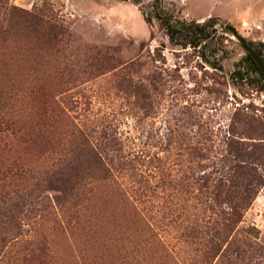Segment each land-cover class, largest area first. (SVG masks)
Returning <instances> with one entry per match:
<instances>
[{
    "label": "rangeland",
    "instance_id": "obj_1",
    "mask_svg": "<svg viewBox=\"0 0 264 264\" xmlns=\"http://www.w3.org/2000/svg\"><path fill=\"white\" fill-rule=\"evenodd\" d=\"M153 2L0 0V264H199L181 235L199 204L180 186L225 169L230 126L246 128L238 109L264 116V94L231 79L245 50L223 29L258 43L264 16L258 27L236 16L242 0H160L216 21L212 53L171 43ZM77 131L106 142L111 171L62 201L47 179ZM237 227L248 249L233 264H264V185Z\"/></svg>",
    "mask_w": 264,
    "mask_h": 264
},
{
    "label": "trees",
    "instance_id": "obj_2",
    "mask_svg": "<svg viewBox=\"0 0 264 264\" xmlns=\"http://www.w3.org/2000/svg\"><path fill=\"white\" fill-rule=\"evenodd\" d=\"M123 1V0H120ZM154 17L171 43L182 48L193 49L211 46V52L216 53L219 48L214 45L216 41L211 36L208 27H213L216 21L210 18L204 22L185 20L166 11L160 0L152 3ZM37 25L36 17L30 16ZM33 24V22H32ZM47 28L48 40L56 37L53 24ZM225 32L231 33V26H223ZM261 59L264 65V41H246ZM221 49V48H220ZM244 49V48H243ZM244 56L234 63L231 79L241 81L264 94V74L246 50ZM199 56L210 65H217V58L200 50ZM234 122L245 125L243 131H237L230 126L228 142L226 143L227 156L225 169L218 171L216 176L203 174L202 176L187 175V184L180 189L190 195L194 193L201 218H193L182 230V237L187 243L196 244L199 264H233L235 259H242L246 254L248 243L242 240L238 244L236 234L238 224L244 212L251 205L257 193L264 185V116L243 107L233 115ZM232 127V128H231ZM249 131H253L248 133ZM79 138H75V147L71 149V157L64 159L47 179L49 185H58L60 199L70 201L79 196V190L85 177L94 178L109 176L112 163L105 151L106 142L103 140L89 141L77 131ZM261 136V137H254ZM247 138L248 140L245 141ZM259 139H262L260 141ZM123 165L129 169L133 167V160L125 158ZM136 177V172L133 173ZM139 179V178H138ZM191 188V190H190ZM247 235L249 232L245 231Z\"/></svg>",
    "mask_w": 264,
    "mask_h": 264
},
{
    "label": "crops",
    "instance_id": "obj_3",
    "mask_svg": "<svg viewBox=\"0 0 264 264\" xmlns=\"http://www.w3.org/2000/svg\"><path fill=\"white\" fill-rule=\"evenodd\" d=\"M237 10L241 14L236 16L249 17L252 24L258 27L260 26L258 16L260 14H262L261 17L264 16V0H242L239 2Z\"/></svg>",
    "mask_w": 264,
    "mask_h": 264
},
{
    "label": "water",
    "instance_id": "obj_4",
    "mask_svg": "<svg viewBox=\"0 0 264 264\" xmlns=\"http://www.w3.org/2000/svg\"><path fill=\"white\" fill-rule=\"evenodd\" d=\"M231 31H232V34L238 38V40L241 43V45L243 46V48L246 49L252 55L253 59L255 60V62L257 63V65L261 69L262 73L264 74V65H263L261 59L259 58V56L255 53V51L252 48H250L246 44V40L243 37H241L233 27H231Z\"/></svg>",
    "mask_w": 264,
    "mask_h": 264
}]
</instances>
